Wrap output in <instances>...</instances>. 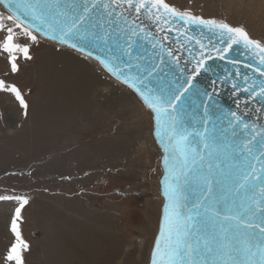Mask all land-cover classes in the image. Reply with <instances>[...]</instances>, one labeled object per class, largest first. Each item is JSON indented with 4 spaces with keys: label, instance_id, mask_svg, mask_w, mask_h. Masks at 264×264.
<instances>
[{
    "label": "rangeland",
    "instance_id": "rangeland-1",
    "mask_svg": "<svg viewBox=\"0 0 264 264\" xmlns=\"http://www.w3.org/2000/svg\"><path fill=\"white\" fill-rule=\"evenodd\" d=\"M166 2L264 42V0ZM15 32L31 59L17 52L19 70L12 72L0 30V79L15 85L28 107L0 90V196L28 200L17 221L29 245L24 264H56L52 242L70 252L69 264H149L163 206L152 113L93 59ZM20 204L0 200L7 234L0 264H15L7 255Z\"/></svg>",
    "mask_w": 264,
    "mask_h": 264
},
{
    "label": "snow or ice",
    "instance_id": "snow-or-ice-1",
    "mask_svg": "<svg viewBox=\"0 0 264 264\" xmlns=\"http://www.w3.org/2000/svg\"><path fill=\"white\" fill-rule=\"evenodd\" d=\"M0 5L9 13L5 16L0 11V30L7 32L2 50L9 53L12 72L19 70L17 52L31 59L29 46L15 42L18 35L15 29H20L34 43L43 34L97 59L112 75L136 91L153 111L156 135L165 153L163 194L167 203L151 264H264V128L243 123L248 132L241 139L235 130L241 117L233 112V119L228 121L232 135L227 137V129L217 128L210 106L197 88L198 77L202 71H208V61L215 58L213 51L223 60L234 45L243 44L258 58L260 67L254 71L262 78L259 86L252 81L244 90L250 91L253 99L259 97L257 102L264 105V42L251 38L243 27L205 19L180 10L166 0H0ZM144 19L157 24L159 32H176L178 43L180 37H185L199 45V59L189 50L192 69L183 80L177 78L174 83L158 88L145 83L163 69L141 65L140 61L145 58L138 51L141 41L150 44L152 49L159 46L177 63L180 57L174 56L171 47L164 49L162 39L167 40V35L158 38ZM192 25L218 30L226 46L209 50L205 55L206 45L188 35ZM180 47L185 45L181 43ZM97 49L102 54L93 56ZM117 49L120 56L114 54ZM159 63H165L162 56ZM133 68L138 73L135 76L129 75ZM236 74L240 75L239 71ZM159 79L163 80V76ZM244 80L247 83L248 77ZM0 90L14 93L27 109L15 85L8 86L0 79ZM214 93L215 89L213 94L204 92L203 97L212 101ZM196 99L201 100L199 127L184 118ZM225 163L227 171L222 167ZM189 194L194 197L191 206ZM3 199L21 201L11 222L16 241L7 260L24 264L22 252L29 245L22 239L17 221L28 200L0 196Z\"/></svg>",
    "mask_w": 264,
    "mask_h": 264
},
{
    "label": "water",
    "instance_id": "water-1",
    "mask_svg": "<svg viewBox=\"0 0 264 264\" xmlns=\"http://www.w3.org/2000/svg\"><path fill=\"white\" fill-rule=\"evenodd\" d=\"M4 11L5 8L3 5H0ZM7 12V11H6ZM8 13V12H7ZM9 14V13H8ZM139 23V21H138ZM144 23L151 29V32L154 33L158 38H161L167 35L168 39L163 40L162 43L164 45V49L171 47L173 49V54L178 55L180 57L179 63H177L174 59L167 56L166 51H162L159 46L156 49H152L151 45L145 41H141L142 47L138 48V51L145 57L140 61L141 65H153L157 66L158 68L163 69L162 72H157L154 74L149 81H145V83L149 84V87H159L161 85L167 86L170 83H174L177 78L183 80L186 74H191L192 69V56H195L197 59L200 58L199 52L200 47L198 44L195 43V40L189 42L186 40L185 37H180L179 43L177 42V33L176 32H159L158 25L153 23L148 19H144ZM176 27H180V25H176ZM188 35H192L195 37L196 40H200L201 43L206 45L205 55L209 50L220 48L223 49L226 44L222 42V37L220 36L218 30L210 31L207 26H196L192 25ZM42 40H47L48 42H52L58 44L60 46L69 48L65 45L60 44L58 41L53 40L51 38L45 37L43 34L39 35ZM183 43L185 47L181 48L180 44ZM144 48H147V52H144ZM72 49V48H69ZM74 50V49H72ZM189 50L192 52V56L189 55ZM76 51V50H74ZM78 52V51H77ZM80 54L85 55L82 52ZM102 54L98 49L94 51L93 56ZM116 56H120L121 53L119 49L116 50L114 53ZM213 56L215 57L213 60L208 61V71H202L200 76L198 77V84L197 88L200 90L201 98L204 100L205 103H208L210 106V111L213 113L214 121L218 129H227L226 135L227 137L231 138L232 129L229 126L228 121L229 119H233L231 113L235 112L241 117V123L236 124V132L241 134V139L246 138L248 130L243 128V123H247L253 128H264V105L258 103L259 97L253 99L251 97L250 91H245V88L249 87V84L252 81H255L256 85L259 86L261 82L260 74L254 71L255 67H260L258 58L253 55L250 49H246L243 44L234 45L231 52H228L225 56V59L221 60L215 56V51L212 52ZM111 55V54H106ZM87 56V55H85ZM163 57L165 60L164 64L159 63V58ZM88 57V56H87ZM94 61L99 63L101 66L110 76L114 78L117 82L121 83V85H125L126 87L130 88L136 96L139 98L141 103L145 105V107L152 112L153 116V123H154V139L157 143L158 148L162 152L160 157V165L163 170V175L159 178V185H160V193L162 198L164 199L163 206H162V216L160 217V226L158 234L156 236L155 242L158 238L163 215H164V208L167 203V199L163 194V179L166 174L163 157L165 155L163 146L156 135L157 126L155 122V115L153 111L147 107L144 103L141 96L134 91L131 87L127 84L123 83L122 80L117 79L114 75H112L97 59L89 57ZM236 61L237 63H233ZM247 65H252V67H247ZM237 71H239L240 75H237ZM137 71L135 68L129 71V75L135 76L137 75ZM163 76V80L159 79V77ZM248 77V82L246 83L244 77ZM213 81L216 83L213 84ZM233 84L236 87H233ZM213 89H215L214 99L212 101H207L206 98L203 97L204 92H208L209 94H213ZM200 99H196L193 102V107L187 109V113L184 116L185 120H190L191 124L199 127L200 124ZM235 123V121H234ZM259 139V137H257ZM225 171L228 170V164L225 163L222 165ZM218 192L220 191L218 187ZM194 197L189 194V206H191V201ZM187 211V210H185ZM152 249V253L155 247ZM152 253L150 256L149 264H151Z\"/></svg>",
    "mask_w": 264,
    "mask_h": 264
},
{
    "label": "bare ground",
    "instance_id": "bare-ground-1",
    "mask_svg": "<svg viewBox=\"0 0 264 264\" xmlns=\"http://www.w3.org/2000/svg\"><path fill=\"white\" fill-rule=\"evenodd\" d=\"M0 66H1V64H0ZM64 67V66H63ZM85 90V89H84ZM39 112V111H38ZM52 114V112H48V114ZM55 112H53V114H54ZM38 114V113H37ZM44 114V115H43ZM41 116H45V112L43 113ZM0 230L2 231V233H0V244L1 245H3L4 247H7V244H3V242H2V240L5 238V236H7V234L4 232V230H2L1 228H0ZM64 232H66V231H64ZM64 234V233H63ZM69 236V235H68ZM60 238V237H59ZM67 239V238H66ZM60 241V240H59ZM2 242V243H1ZM65 242V241H64ZM52 247L51 248H54L53 249V251L54 252H52L53 253V255L57 258L56 260L58 261H56L57 263L56 264H69L70 262H69V259H71V256L70 255H68L70 252L68 251V254L67 253H65L64 252V247L60 244V243H58V246L56 245V244H54L53 242H52ZM68 244V243H67ZM0 245V246H1ZM73 245V244H72ZM72 245L70 246V247H72ZM89 246H90V243L88 244ZM73 248V247H72ZM54 257V258H55Z\"/></svg>",
    "mask_w": 264,
    "mask_h": 264
}]
</instances>
